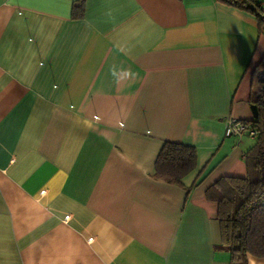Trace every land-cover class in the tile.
<instances>
[{
	"label": "crops",
	"instance_id": "0c3cea01",
	"mask_svg": "<svg viewBox=\"0 0 264 264\" xmlns=\"http://www.w3.org/2000/svg\"><path fill=\"white\" fill-rule=\"evenodd\" d=\"M262 57L216 0H0V264H229L205 190L246 175L225 125ZM165 142L196 150L181 185L153 178Z\"/></svg>",
	"mask_w": 264,
	"mask_h": 264
},
{
	"label": "trees",
	"instance_id": "16d2710c",
	"mask_svg": "<svg viewBox=\"0 0 264 264\" xmlns=\"http://www.w3.org/2000/svg\"><path fill=\"white\" fill-rule=\"evenodd\" d=\"M219 3L253 15L264 35V10L257 0H216ZM82 1L75 4L72 16L83 17ZM264 70V57L253 71L259 90L251 94L257 118L242 123L256 133L255 145L244 157V177L222 176L205 190V198L217 205L216 220L221 229L222 243L218 247L230 255L229 264H247V256L264 258V84L259 73ZM196 150L192 146L165 142L154 162L153 178L181 185V179L196 167Z\"/></svg>",
	"mask_w": 264,
	"mask_h": 264
},
{
	"label": "built area",
	"instance_id": "2783aa9c",
	"mask_svg": "<svg viewBox=\"0 0 264 264\" xmlns=\"http://www.w3.org/2000/svg\"><path fill=\"white\" fill-rule=\"evenodd\" d=\"M243 135H246L250 138H255L256 133L253 130L248 129L241 120L229 116L226 121L225 125V136L230 137H241Z\"/></svg>",
	"mask_w": 264,
	"mask_h": 264
},
{
	"label": "water",
	"instance_id": "95a60500",
	"mask_svg": "<svg viewBox=\"0 0 264 264\" xmlns=\"http://www.w3.org/2000/svg\"><path fill=\"white\" fill-rule=\"evenodd\" d=\"M259 82L261 84H264V70H261L259 73ZM250 110H251L253 119H256L258 114H257L255 105H250Z\"/></svg>",
	"mask_w": 264,
	"mask_h": 264
},
{
	"label": "rangeland",
	"instance_id": "374dc122",
	"mask_svg": "<svg viewBox=\"0 0 264 264\" xmlns=\"http://www.w3.org/2000/svg\"><path fill=\"white\" fill-rule=\"evenodd\" d=\"M257 1L261 4L262 10H264V0H257ZM257 72H256V75H257ZM256 75H255V78H254V90L258 91L260 87H259L258 82L256 81Z\"/></svg>",
	"mask_w": 264,
	"mask_h": 264
}]
</instances>
